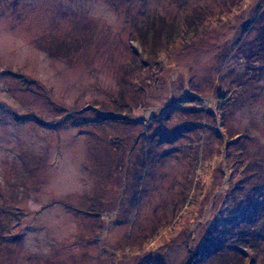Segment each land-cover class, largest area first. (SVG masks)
Here are the masks:
<instances>
[{"label": "rangeland", "instance_id": "obj_1", "mask_svg": "<svg viewBox=\"0 0 264 264\" xmlns=\"http://www.w3.org/2000/svg\"><path fill=\"white\" fill-rule=\"evenodd\" d=\"M209 243L264 264V0H0V264Z\"/></svg>", "mask_w": 264, "mask_h": 264}, {"label": "trees", "instance_id": "obj_2", "mask_svg": "<svg viewBox=\"0 0 264 264\" xmlns=\"http://www.w3.org/2000/svg\"><path fill=\"white\" fill-rule=\"evenodd\" d=\"M163 33V26L160 28V34ZM172 32H168L171 35ZM210 244H207L206 248L203 250H199L195 253V255L188 260H186L183 264H204L206 261L211 259L212 255H214L215 249ZM222 249V246H221ZM220 249V250H221Z\"/></svg>", "mask_w": 264, "mask_h": 264}]
</instances>
